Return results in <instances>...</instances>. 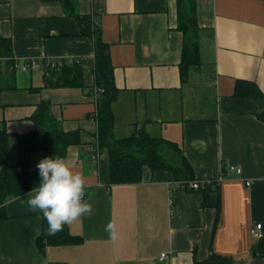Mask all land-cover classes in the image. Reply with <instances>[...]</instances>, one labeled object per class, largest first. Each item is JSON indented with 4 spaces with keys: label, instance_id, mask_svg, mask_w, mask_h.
<instances>
[{
    "label": "crops",
    "instance_id": "1",
    "mask_svg": "<svg viewBox=\"0 0 264 264\" xmlns=\"http://www.w3.org/2000/svg\"><path fill=\"white\" fill-rule=\"evenodd\" d=\"M70 1L108 45L118 90L114 138L142 130L175 142L193 179L213 178L222 165L241 173H225L215 184L220 220L212 241L215 208L203 204V190L190 189L172 172L144 166L140 182L111 183L92 115V38L59 0H0V37L10 41L18 63H39L0 71L8 165L18 163L19 137L33 131L37 104L49 100L61 128L77 132L61 159L83 177L84 200L92 209L67 224L77 241L41 244L45 219L28 209L29 191L6 197L0 201V264H194L210 251L234 264H264V121L257 117L264 109V0H196L201 63L185 81L179 74L177 0ZM59 57L79 60L86 70L82 86H44V61ZM202 63L209 69L196 77ZM236 81L255 84L263 96L236 97ZM43 158V150L30 152L32 165ZM109 222L115 239L106 231ZM256 223L262 225L260 238L250 233ZM163 252L169 257L160 260Z\"/></svg>",
    "mask_w": 264,
    "mask_h": 264
},
{
    "label": "trees",
    "instance_id": "2",
    "mask_svg": "<svg viewBox=\"0 0 264 264\" xmlns=\"http://www.w3.org/2000/svg\"><path fill=\"white\" fill-rule=\"evenodd\" d=\"M64 7L78 20L83 35L92 38L94 62L90 72L94 76V87L90 94L95 96V113L97 122V137L101 147H105L109 158V177L111 183H137L142 180L144 166L152 171L168 170L178 179L192 180L194 173L190 163L182 157L179 146L172 141L150 136L145 131H134L130 136L116 139L113 136L114 114L112 103L118 90L114 84L113 66L110 61L108 45L102 40L101 30L92 23L91 18L74 12L70 0H59ZM177 29L182 33V53L179 62V74L182 81L188 77L193 66L201 63L200 40L202 28L197 23L196 0H177ZM10 41L0 37V55L12 54ZM63 68V69H62ZM84 70L79 63L63 65L58 70L49 71L45 75L44 86L79 87L83 85ZM11 73V72H8ZM63 79V80H62ZM64 82V83H63ZM3 87H0V91ZM97 91V93L95 91ZM234 95L240 97L263 96L255 84L236 81ZM264 121V109L257 113ZM34 129L28 135H21L18 143V163L8 165V133L0 129V201L8 196H19L30 192L40 180L36 165L30 164L29 155L33 149L43 150L44 158L53 156L62 158L67 148L75 144L77 132H66L60 122L54 118L51 102L41 100L31 115ZM212 184L203 192V204L215 208L213 232L220 220V196L218 187ZM45 232L39 237V242L47 244L72 243L77 241L67 231L63 230L48 234L47 221L44 220ZM211 248V244H210ZM194 264H234L230 256L219 255L210 251L203 260H195Z\"/></svg>",
    "mask_w": 264,
    "mask_h": 264
},
{
    "label": "clouds",
    "instance_id": "3",
    "mask_svg": "<svg viewBox=\"0 0 264 264\" xmlns=\"http://www.w3.org/2000/svg\"><path fill=\"white\" fill-rule=\"evenodd\" d=\"M39 183L27 194L31 212H41L47 221L48 234L63 230L77 218L90 213L91 205L84 200L83 177L59 157H45L37 165ZM106 231L116 238L115 225L109 222Z\"/></svg>",
    "mask_w": 264,
    "mask_h": 264
},
{
    "label": "built area",
    "instance_id": "4",
    "mask_svg": "<svg viewBox=\"0 0 264 264\" xmlns=\"http://www.w3.org/2000/svg\"><path fill=\"white\" fill-rule=\"evenodd\" d=\"M73 63H79V60L76 57H61V58H51L46 59L44 61V74L48 75L49 71L58 70L63 65H71ZM39 63L35 59H29L25 60L21 63H18L13 56V54L10 53V55H0V71L4 69H29L34 68L38 66ZM95 91V90H94ZM97 93V91H95ZM95 98V96H94ZM96 111V109H95ZM94 111V113H95ZM93 113V114H94ZM226 174H240L241 170L239 167H235L233 165H222L220 169L218 170V173L213 178H205V179H192V180H183L189 186L190 189L193 190H204L208 186L212 185L213 183H218L221 179H223V176ZM250 233L254 238H260L262 237V225L260 223H256V225H253L250 229ZM167 253L163 252L159 255V259H165L167 258ZM169 257V256H168Z\"/></svg>",
    "mask_w": 264,
    "mask_h": 264
},
{
    "label": "rangeland",
    "instance_id": "5",
    "mask_svg": "<svg viewBox=\"0 0 264 264\" xmlns=\"http://www.w3.org/2000/svg\"><path fill=\"white\" fill-rule=\"evenodd\" d=\"M205 67H207L206 63H202L199 67L195 68V69H198V71L195 73V76L196 77H204L207 73V69H209V68H205Z\"/></svg>",
    "mask_w": 264,
    "mask_h": 264
},
{
    "label": "bare ground",
    "instance_id": "6",
    "mask_svg": "<svg viewBox=\"0 0 264 264\" xmlns=\"http://www.w3.org/2000/svg\"><path fill=\"white\" fill-rule=\"evenodd\" d=\"M30 58V57H29ZM60 58V57H59ZM44 59V58H43ZM63 69V68H62ZM12 71V70H11ZM14 71V70H13ZM63 80V79H62ZM64 83V82H63Z\"/></svg>",
    "mask_w": 264,
    "mask_h": 264
}]
</instances>
